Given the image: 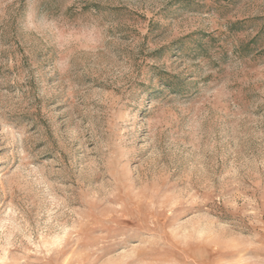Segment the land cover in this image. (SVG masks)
I'll list each match as a JSON object with an SVG mask.
<instances>
[{"label": "rangeland", "instance_id": "374dc122", "mask_svg": "<svg viewBox=\"0 0 264 264\" xmlns=\"http://www.w3.org/2000/svg\"><path fill=\"white\" fill-rule=\"evenodd\" d=\"M0 264H264V0H0Z\"/></svg>", "mask_w": 264, "mask_h": 264}]
</instances>
